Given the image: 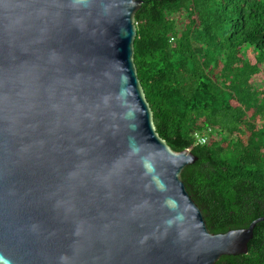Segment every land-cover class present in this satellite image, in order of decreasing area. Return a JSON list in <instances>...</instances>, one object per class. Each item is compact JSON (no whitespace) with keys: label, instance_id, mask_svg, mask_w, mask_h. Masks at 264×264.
I'll return each instance as SVG.
<instances>
[{"label":"water","instance_id":"95a60500","mask_svg":"<svg viewBox=\"0 0 264 264\" xmlns=\"http://www.w3.org/2000/svg\"><path fill=\"white\" fill-rule=\"evenodd\" d=\"M143 0H0V264H216L134 62Z\"/></svg>","mask_w":264,"mask_h":264},{"label":"trees","instance_id":"16d2710c","mask_svg":"<svg viewBox=\"0 0 264 264\" xmlns=\"http://www.w3.org/2000/svg\"><path fill=\"white\" fill-rule=\"evenodd\" d=\"M135 19L157 132L198 158L182 172L187 190L211 233L247 228L264 217V0H143ZM216 264H264V220L246 254Z\"/></svg>","mask_w":264,"mask_h":264},{"label":"built area","instance_id":"2783aa9c","mask_svg":"<svg viewBox=\"0 0 264 264\" xmlns=\"http://www.w3.org/2000/svg\"><path fill=\"white\" fill-rule=\"evenodd\" d=\"M171 39H173V38H171ZM195 138H196L197 143H199V144H204L207 141V138L203 135L196 134Z\"/></svg>","mask_w":264,"mask_h":264},{"label":"rangeland","instance_id":"374dc122","mask_svg":"<svg viewBox=\"0 0 264 264\" xmlns=\"http://www.w3.org/2000/svg\"><path fill=\"white\" fill-rule=\"evenodd\" d=\"M252 53H250V56H251ZM263 75H259V76H256L255 77V83L257 85H263L264 84V81H263Z\"/></svg>","mask_w":264,"mask_h":264}]
</instances>
